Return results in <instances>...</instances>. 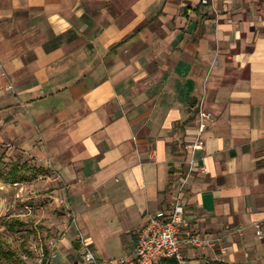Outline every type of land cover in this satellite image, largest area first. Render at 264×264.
I'll list each match as a JSON object with an SVG mask.
<instances>
[{
	"label": "crops",
	"instance_id": "crops-1",
	"mask_svg": "<svg viewBox=\"0 0 264 264\" xmlns=\"http://www.w3.org/2000/svg\"><path fill=\"white\" fill-rule=\"evenodd\" d=\"M1 147L73 216L50 264L135 259L177 200L210 245L168 264H264V0H0Z\"/></svg>",
	"mask_w": 264,
	"mask_h": 264
},
{
	"label": "rangeland",
	"instance_id": "rangeland-1",
	"mask_svg": "<svg viewBox=\"0 0 264 264\" xmlns=\"http://www.w3.org/2000/svg\"><path fill=\"white\" fill-rule=\"evenodd\" d=\"M7 149L0 148L4 154L0 168L5 173L24 163L23 156L18 159ZM26 168L16 183L0 181V238L12 253L11 260L0 258V264H32L46 258L51 252L49 244L58 240L73 220L53 176L31 162Z\"/></svg>",
	"mask_w": 264,
	"mask_h": 264
},
{
	"label": "built area",
	"instance_id": "built-area-1",
	"mask_svg": "<svg viewBox=\"0 0 264 264\" xmlns=\"http://www.w3.org/2000/svg\"><path fill=\"white\" fill-rule=\"evenodd\" d=\"M212 0H201L202 5H208ZM200 124L199 132L190 144L193 150L202 148L200 135L205 129V121L210 118V114L202 109L199 112ZM184 208L177 200L169 217L160 212L152 216L139 233L135 259L123 258L116 263L99 262L96 260L94 252L86 245L83 236L78 235V240L84 247V256L81 264H168L169 260L182 262L183 257L180 251L182 243L191 244L198 247H207L210 242L201 238L189 226L188 221L183 217ZM55 242L49 244L52 251L50 259L56 258L54 253ZM32 264H50L45 258L40 257Z\"/></svg>",
	"mask_w": 264,
	"mask_h": 264
},
{
	"label": "trees",
	"instance_id": "trees-1",
	"mask_svg": "<svg viewBox=\"0 0 264 264\" xmlns=\"http://www.w3.org/2000/svg\"><path fill=\"white\" fill-rule=\"evenodd\" d=\"M3 156H4L3 152L0 151V165L3 159ZM26 163L27 162H24L21 166H19V164H16L6 173L3 172L0 168V181L5 182V183H16L19 180L20 171L22 169H27ZM0 258L5 259V260H11L12 258V253L6 250L5 244L1 240V238H0Z\"/></svg>",
	"mask_w": 264,
	"mask_h": 264
}]
</instances>
